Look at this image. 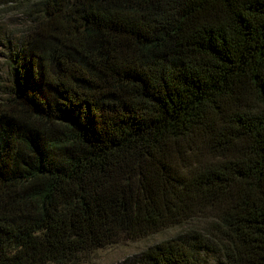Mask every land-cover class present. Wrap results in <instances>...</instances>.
Returning <instances> with one entry per match:
<instances>
[{
	"label": "trees",
	"instance_id": "1",
	"mask_svg": "<svg viewBox=\"0 0 264 264\" xmlns=\"http://www.w3.org/2000/svg\"><path fill=\"white\" fill-rule=\"evenodd\" d=\"M0 264H264V0H0Z\"/></svg>",
	"mask_w": 264,
	"mask_h": 264
},
{
	"label": "rangeland",
	"instance_id": "2",
	"mask_svg": "<svg viewBox=\"0 0 264 264\" xmlns=\"http://www.w3.org/2000/svg\"><path fill=\"white\" fill-rule=\"evenodd\" d=\"M28 22L23 9L18 7L0 8V99L7 96L9 88V69L13 61V46L18 40L21 30ZM187 226L179 225L148 237L95 250L86 256L82 264H118L134 260L150 245L176 236ZM215 256L210 259L215 264Z\"/></svg>",
	"mask_w": 264,
	"mask_h": 264
}]
</instances>
